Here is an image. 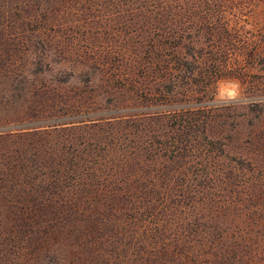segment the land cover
Returning <instances> with one entry per match:
<instances>
[{
  "label": "rangeland",
  "instance_id": "obj_1",
  "mask_svg": "<svg viewBox=\"0 0 264 264\" xmlns=\"http://www.w3.org/2000/svg\"><path fill=\"white\" fill-rule=\"evenodd\" d=\"M3 120L0 264H264V0H0Z\"/></svg>",
  "mask_w": 264,
  "mask_h": 264
},
{
  "label": "trees",
  "instance_id": "obj_2",
  "mask_svg": "<svg viewBox=\"0 0 264 264\" xmlns=\"http://www.w3.org/2000/svg\"><path fill=\"white\" fill-rule=\"evenodd\" d=\"M6 123H8L7 120L0 121V138L1 137H5V136H7L10 133L8 131H3L2 132V128L5 127ZM158 143H159V141H158Z\"/></svg>",
  "mask_w": 264,
  "mask_h": 264
},
{
  "label": "clouds",
  "instance_id": "obj_3",
  "mask_svg": "<svg viewBox=\"0 0 264 264\" xmlns=\"http://www.w3.org/2000/svg\"><path fill=\"white\" fill-rule=\"evenodd\" d=\"M238 95H239V86L238 85L236 86V90L228 93L229 99H236Z\"/></svg>",
  "mask_w": 264,
  "mask_h": 264
}]
</instances>
